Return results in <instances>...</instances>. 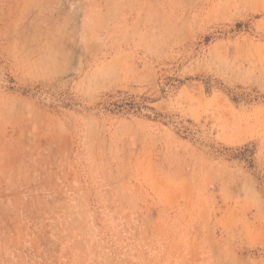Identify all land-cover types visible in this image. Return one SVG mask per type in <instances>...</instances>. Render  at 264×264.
I'll use <instances>...</instances> for the list:
<instances>
[{"label":"rangeland","instance_id":"1","mask_svg":"<svg viewBox=\"0 0 264 264\" xmlns=\"http://www.w3.org/2000/svg\"><path fill=\"white\" fill-rule=\"evenodd\" d=\"M0 264H264V0H0Z\"/></svg>","mask_w":264,"mask_h":264}]
</instances>
